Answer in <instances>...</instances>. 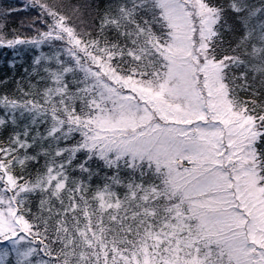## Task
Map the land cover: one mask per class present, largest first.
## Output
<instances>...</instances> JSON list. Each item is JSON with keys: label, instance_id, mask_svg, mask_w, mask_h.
<instances>
[{"label": "snow or ice", "instance_id": "6c2138e0", "mask_svg": "<svg viewBox=\"0 0 264 264\" xmlns=\"http://www.w3.org/2000/svg\"><path fill=\"white\" fill-rule=\"evenodd\" d=\"M0 264H264V0H0Z\"/></svg>", "mask_w": 264, "mask_h": 264}]
</instances>
